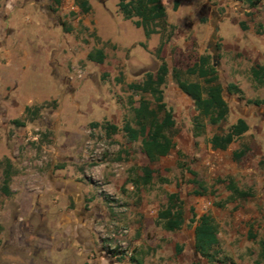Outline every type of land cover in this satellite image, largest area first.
Here are the masks:
<instances>
[{
  "label": "rangeland",
  "instance_id": "obj_1",
  "mask_svg": "<svg viewBox=\"0 0 264 264\" xmlns=\"http://www.w3.org/2000/svg\"><path fill=\"white\" fill-rule=\"evenodd\" d=\"M119 1L127 0H87L81 10L74 0H0V162L8 159L12 170L4 189L0 167V264H207L194 251L191 210L217 226L214 264H254L264 241V87L250 68L264 66V0L255 8L236 0H160L165 21L149 38L136 18H122ZM160 42L174 148L149 163L141 141L121 128L134 126L131 108L141 97L151 101L127 86L156 71ZM96 49L105 54L102 64L86 58ZM200 56L216 68L229 113L195 138L192 102L171 72ZM230 83L243 98L227 91ZM26 107L37 115L26 116ZM238 118L248 131L226 150L212 149L210 137ZM242 146L248 152L235 162L232 153ZM142 167L153 180L137 187ZM188 169L207 194H193ZM227 178L250 197L229 200ZM170 193L178 194L185 218L175 232L156 222Z\"/></svg>",
  "mask_w": 264,
  "mask_h": 264
},
{
  "label": "trees",
  "instance_id": "obj_2",
  "mask_svg": "<svg viewBox=\"0 0 264 264\" xmlns=\"http://www.w3.org/2000/svg\"><path fill=\"white\" fill-rule=\"evenodd\" d=\"M59 3V0H54ZM242 2L250 8H255L261 4V0H236ZM76 6L87 9V0H74ZM264 10V3L261 5ZM118 12L124 20L136 18L134 25L136 28L142 27L145 38L158 33L156 25H162L165 21V8L160 0H127L117 3ZM164 43L160 42L156 49V57L159 65L154 73H145L143 79L138 83L128 84V89L140 96L148 95L151 101L141 97L136 107H132V126L129 122L123 124L121 130L132 141L140 140V149L149 163L167 156L174 148L172 138L169 134L174 127L172 110L164 102L162 87L167 81L169 68L161 56ZM220 46H217L219 49ZM87 60L102 64L105 54L102 49L89 52ZM209 56H200L192 66L181 69H173L171 72L172 81L177 88L186 95L192 102L195 115L192 119V134L195 138L204 134L208 125L216 126L225 122L229 113V106L222 96V88L218 82L216 68L209 62ZM194 76L198 80L190 81L187 77ZM252 80L261 87H264V66L255 64L250 68ZM227 91L243 98L241 90L235 84H228ZM256 106L262 105L260 101H248ZM26 116L35 117L37 108L26 107ZM31 117V118H32ZM16 126L24 125V122L14 120ZM115 132L116 128L111 127ZM248 131V125L242 118H238L235 123L219 134H213L209 143L214 150L224 151L233 142L240 139ZM248 152L246 146L233 151L232 159L239 162ZM3 171L2 187L8 188L12 176L11 165L8 159L0 162ZM191 175L189 183L193 186V194L203 196L208 193L207 186L197 176L196 172L187 170ZM142 176L138 177L136 186H146L153 180L154 172L148 167L141 168ZM225 187L229 192V200H244L250 197L249 191L241 190L232 178H227ZM193 224V247L195 253L206 261L207 264H214L218 261V251L216 247L218 241V229L213 218L208 214L197 216L191 210ZM165 231L175 232L182 228L185 218L182 202L177 193L167 195L165 206L158 211L156 221ZM181 248H177L180 253ZM141 264V262H138ZM254 264H264V241L259 242L258 258Z\"/></svg>",
  "mask_w": 264,
  "mask_h": 264
}]
</instances>
